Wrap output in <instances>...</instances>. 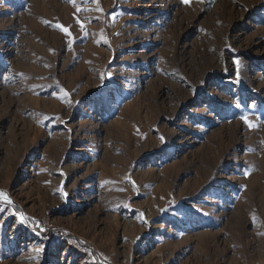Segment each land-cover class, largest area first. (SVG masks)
<instances>
[{
    "label": "rangeland",
    "instance_id": "obj_1",
    "mask_svg": "<svg viewBox=\"0 0 264 264\" xmlns=\"http://www.w3.org/2000/svg\"><path fill=\"white\" fill-rule=\"evenodd\" d=\"M0 192V264H264V0H0Z\"/></svg>",
    "mask_w": 264,
    "mask_h": 264
},
{
    "label": "snow or ice",
    "instance_id": "obj_2",
    "mask_svg": "<svg viewBox=\"0 0 264 264\" xmlns=\"http://www.w3.org/2000/svg\"><path fill=\"white\" fill-rule=\"evenodd\" d=\"M97 2H98V0H97ZM183 2L184 3H189L190 2V0H183ZM77 22L78 23H80V25H81V28L83 29L84 28V24H83V22H81V21H79V20H77ZM57 27H59L63 32H65L68 36H71V32L69 31V29L68 28H65L63 25H57ZM85 35H87V33L85 32ZM239 62L237 61V64H238ZM67 93H65V97H67ZM161 139H163V138H161ZM0 197H2L3 198V200L4 201H6L7 203H12L11 202V200L7 197V195L6 194H4V193H2V192H0ZM142 215V214H141ZM20 220H21V222H24L25 220H26V218L23 216V214H20ZM40 251H42V249L40 250Z\"/></svg>",
    "mask_w": 264,
    "mask_h": 264
}]
</instances>
